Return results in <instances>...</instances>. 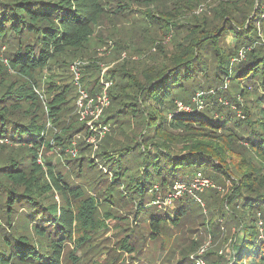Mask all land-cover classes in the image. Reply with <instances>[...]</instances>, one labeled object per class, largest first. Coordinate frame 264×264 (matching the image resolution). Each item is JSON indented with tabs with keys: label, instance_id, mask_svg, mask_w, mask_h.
<instances>
[{
	"label": "trees",
	"instance_id": "trees-1",
	"mask_svg": "<svg viewBox=\"0 0 264 264\" xmlns=\"http://www.w3.org/2000/svg\"><path fill=\"white\" fill-rule=\"evenodd\" d=\"M211 1L0 0V214L6 224L0 233V264H64L66 242L74 241L77 232L80 242L89 241L100 222L95 199L73 208L67 196L82 192L41 157L55 144L64 152L73 150L80 133L94 135L81 116L73 117L79 96L73 82L76 63L89 96L101 92L102 78L112 83L101 124L113 122L126 135L116 137L114 130L96 138L101 142L97 157L111 178L87 158L85 151L93 145L82 141L75 158L80 170L96 168V180H110L109 198L117 191V201L137 205L135 216L149 221L151 237L169 222L179 226L192 215L190 199L180 198L172 218L145 213L161 196L174 193L177 184L190 191L199 180L218 187L231 184L220 203L211 201L218 197L215 189L204 198L207 216L197 214L204 225L209 218L221 219L223 230L208 228L214 238L235 226L231 258L209 250L201 258L206 264H264V0H214L211 17H200L197 11ZM135 12L142 17L143 46L115 31L96 35L100 25L115 26ZM110 43L105 54L93 48ZM111 50L122 62L100 78V57ZM124 52L140 59L122 58ZM147 60L150 67L139 70ZM59 72L69 73L71 83L57 85ZM227 81L230 91H222ZM213 89L202 98L213 102L205 115L179 110L181 98L192 100ZM220 97L229 102L227 109ZM240 149L250 154L235 159ZM56 193L65 204L53 201ZM16 216L22 225H16ZM126 243L123 249L134 250ZM198 247L184 249L177 264H194L191 257L198 250L191 253Z\"/></svg>",
	"mask_w": 264,
	"mask_h": 264
},
{
	"label": "rangeland",
	"instance_id": "rangeland-1",
	"mask_svg": "<svg viewBox=\"0 0 264 264\" xmlns=\"http://www.w3.org/2000/svg\"><path fill=\"white\" fill-rule=\"evenodd\" d=\"M215 1H211L210 3L205 4L204 6L200 7L197 14L202 17L203 15H207L208 18L211 17L212 10L210 7L214 5ZM210 8V9H209ZM264 10V9H263ZM199 12V13H198ZM142 21V17L139 13L135 12L132 17H127L126 19L121 20L115 26L112 23L106 22V24L100 25L97 29L96 35L103 34L104 37L111 32H116L124 40L132 39L136 46H143L144 44V36L145 33L140 31V27H142L143 23L139 24ZM258 28L261 30L260 26ZM139 30V32H138ZM134 35V37L132 36ZM149 35V34H148ZM170 39V38H169ZM168 39V42L170 40ZM229 44L234 46V40L231 38H227ZM169 45V44H168ZM110 45H93V48L96 51L104 52L109 49ZM169 46H167L168 51ZM114 51H109L105 56L100 58H104V61L100 62V74L99 77H104V74L108 72L110 68H114L113 66L118 62L121 63L122 59L114 58ZM127 54V53H126ZM125 52L122 54V58L129 59L130 56L133 57L135 61L140 59V55L138 54H127ZM149 54V53H148ZM243 52L240 53V56H243ZM96 56V55H95ZM241 56V57H242ZM155 58V57H154ZM148 64H146V63ZM145 64L138 65L139 70L143 71L150 66V60L145 61ZM62 75L61 77L55 78V82L57 85H65L69 84L70 76L69 73H58ZM47 76V74H46ZM102 80H106V78H102ZM74 85H78L74 79ZM78 88V87H77ZM231 83L227 81L226 86H224L222 91H230ZM38 90V89H37ZM215 89H213L209 93L200 92L202 97H209L211 94H214ZM38 92V91H37ZM97 95V94H96ZM95 95V96H96ZM94 96V97H95ZM43 99V97H41ZM183 104H182V103ZM181 102H178L179 105L187 107L188 113H196L202 112L201 114H197L198 116L205 115V111H211L213 108V102L210 98H206L205 100L201 99L198 100V96L195 98L184 97L181 98ZM219 102L225 105V109H227L228 101H222V97L219 98ZM244 103V102H241ZM186 104V105H184ZM245 104V103H244ZM74 105V103H73ZM190 105V106H188ZM230 105V104H229ZM233 109V106H230ZM235 108V107H234ZM79 115L76 108L73 109V117L78 119ZM217 114H215L216 116ZM239 117L244 119V115L241 112H238ZM80 116V115H79ZM126 119V118H125ZM124 119V120H125ZM123 118H121L122 122ZM102 123V120H100ZM87 124V121H86ZM108 127V133L116 130V137L126 136L125 134H120L119 126H115L113 122H110L106 125ZM129 125L125 123L123 128H127ZM90 129V127L87 125ZM48 128L54 131V134L61 135L60 129L57 127H52L48 125ZM125 130H128L125 129ZM109 133V134H110ZM119 134V136H118ZM131 135V133H130ZM90 136H86V133H80L74 137V148L73 150H65L62 147H59L54 142V147L51 151H42L41 157L52 161L58 168L63 175L66 176L67 182L73 189H80L82 195L76 193H70L67 196L69 198L70 204L73 208H77L79 202L83 201L88 197H93L96 201L98 206V217L100 222L96 223L94 228H92L90 235V240L86 242H80L79 240V232L75 235L74 241H67L64 246L65 251V258L64 264H177V262L182 257V252L184 249H190L196 243L199 244V247L196 251L192 252L196 253L197 250L199 251L201 248H205L207 245V250L217 252L219 255H223L226 259L231 258L232 252V231H235L234 225L233 230L230 232V229H226L225 231L218 232L219 237L214 238L210 233L209 230L213 228L218 231V229L223 230V222L221 219L211 220L209 218V222L207 224L202 223V217L198 218L197 214L200 211L206 214V202L204 198L214 194V189L218 192L215 193V196H218L216 199L212 197L211 201L213 203L218 204L221 198L228 192L231 184H227L225 187H218L214 185L212 182H208V184H203V182L197 183L196 186H193L195 191H190L188 188L183 189V194L178 197L176 200H173L172 203L166 204V199L163 196L160 197L159 202L157 205L152 206L145 210V213L152 215L154 218L163 217L164 215H169V217H174V213L177 211L181 202L185 199H190L191 207L187 206V209L190 207L192 209V215H188L187 218H184L183 221L179 226H174L173 223L169 222L166 226L163 227L159 235L151 237V228L149 221L146 218H136L135 212L137 209V205L127 202L126 200L117 201L118 199V192L114 191V196L109 198V188H110V180L106 177L105 182H99L96 180L98 177L95 178V171L96 168L102 170V173L108 172L107 177L111 178L112 174L108 169L107 165L103 164V161L98 159L97 152L99 150V145L101 144L100 141H96L94 144L89 141ZM104 138V137H102ZM104 140V139H103ZM81 141L86 143L87 145H93L88 147V151H85L87 158L91 159L93 162H98L96 164V168L89 170L87 168H83L80 170L77 163H75V158L80 157V144ZM72 149V148H71ZM250 153L245 152L244 150L240 149L237 154H235V159L237 155H239L240 160L242 156H248ZM88 159H85V161ZM202 196H200V195ZM180 198V199H179ZM179 199V200H178ZM115 203H113L114 201ZM53 201L57 202L59 205L65 204L66 198H63L60 194H55ZM194 201V202H192ZM52 202V201H51ZM220 203V202H219ZM198 205H200L201 210L198 209ZM156 209L158 211H156ZM189 210V211H190ZM194 210V212H193ZM199 210V212H197ZM110 213V214H108ZM109 215L112 217L108 219ZM115 216L117 218H115ZM207 216V214H206ZM0 214L1 225H0V233L1 229L5 228L6 224L4 218ZM209 217V214H208ZM16 225H22L23 220L16 216L15 218ZM210 228V229H208ZM129 235V237H127ZM127 242L134 250L127 251L123 249L124 242ZM126 243V244H127ZM193 256V255H192ZM216 259V256L214 257ZM78 259V261H76ZM190 264V263H188Z\"/></svg>",
	"mask_w": 264,
	"mask_h": 264
},
{
	"label": "built area",
	"instance_id": "built-area-1",
	"mask_svg": "<svg viewBox=\"0 0 264 264\" xmlns=\"http://www.w3.org/2000/svg\"><path fill=\"white\" fill-rule=\"evenodd\" d=\"M72 71L74 73L75 81L78 84L77 87L79 92V96L76 101V109L79 115L81 116V118L87 121V125L90 127V130L94 133V135H91V137L89 138V141L92 142V144H94L97 141L96 138L98 136L104 137L106 133H108L109 131L107 126L102 125L100 123V120L104 111L110 106V98H109L108 90L111 87L112 83L107 80H101L102 83L101 92L98 93L95 97H91L81 87L80 64L78 63L74 64L72 66ZM197 96L199 101L203 98L202 97L203 95L200 93ZM179 110L187 111L188 109L185 106L179 105ZM48 125H50V123ZM199 182L201 183L203 182V184H208V181L206 180H199ZM184 188H185L184 186L177 184L174 187L175 192L168 194L166 197L167 199L165 198L166 204H170L172 203L173 200H176L178 197H180L183 193ZM0 225H1V219H0ZM207 246L205 248H201L197 252V255H193L191 257L192 260L194 261V264H206V262L201 258V255L205 252Z\"/></svg>",
	"mask_w": 264,
	"mask_h": 264
}]
</instances>
